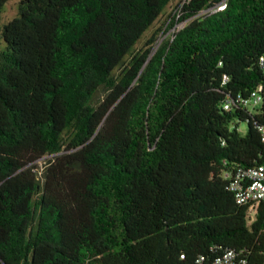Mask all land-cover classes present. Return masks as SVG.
Masks as SVG:
<instances>
[{
	"label": "trees",
	"instance_id": "trees-1",
	"mask_svg": "<svg viewBox=\"0 0 264 264\" xmlns=\"http://www.w3.org/2000/svg\"><path fill=\"white\" fill-rule=\"evenodd\" d=\"M172 1L0 0V264H264V0Z\"/></svg>",
	"mask_w": 264,
	"mask_h": 264
},
{
	"label": "built area",
	"instance_id": "built-area-1",
	"mask_svg": "<svg viewBox=\"0 0 264 264\" xmlns=\"http://www.w3.org/2000/svg\"><path fill=\"white\" fill-rule=\"evenodd\" d=\"M224 5L219 7L223 9ZM260 65L264 74V54L260 57ZM243 105L252 114L258 113L263 103L262 87L254 90L247 98L242 100ZM226 110L231 107L228 100L224 105ZM262 141L264 142V126L260 127ZM226 177H230V173H226ZM233 182L231 189L235 193L236 200L241 205L249 206V210H255L260 204H264V165L252 168L237 169L233 173ZM234 258L233 252H227L222 259L215 264H232ZM204 258L197 260L196 264H203Z\"/></svg>",
	"mask_w": 264,
	"mask_h": 264
},
{
	"label": "rangeland",
	"instance_id": "rangeland-1",
	"mask_svg": "<svg viewBox=\"0 0 264 264\" xmlns=\"http://www.w3.org/2000/svg\"><path fill=\"white\" fill-rule=\"evenodd\" d=\"M21 0H7L4 10H3V22L7 23L8 21L12 20L17 12L19 3ZM186 0H173L172 3L166 8L163 15L155 22V24L149 29V31L146 33V35L139 41V43L136 46V50L138 51L142 49L145 45V42L151 37V35L156 32V30L160 29L162 26L163 30L167 28V25L171 23L170 17L178 11V6H181ZM191 20L183 21V22H177L172 29H170L167 33L164 31L159 34V41L158 43H161L162 41H165L169 38H172V36L178 32L179 30L183 29ZM54 159L53 156H45L41 158L40 160L36 161L34 165L37 167L35 171L39 170V175L42 174L44 169L49 165V162ZM249 214L251 216H254V210H249Z\"/></svg>",
	"mask_w": 264,
	"mask_h": 264
}]
</instances>
